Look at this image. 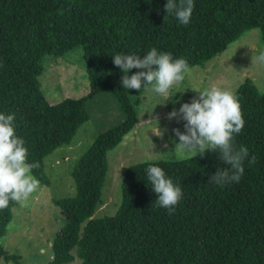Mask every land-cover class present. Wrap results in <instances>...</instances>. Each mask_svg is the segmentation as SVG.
<instances>
[{
  "label": "trees",
  "instance_id": "obj_1",
  "mask_svg": "<svg viewBox=\"0 0 264 264\" xmlns=\"http://www.w3.org/2000/svg\"><path fill=\"white\" fill-rule=\"evenodd\" d=\"M167 0H0V113L14 115L25 140L33 175L47 186L42 159L70 143L87 121L86 102L108 93L123 120L99 134L70 171L74 195L54 201L62 228L51 243L49 264H264V92L244 79L236 88L245 126L235 147H247L239 183H209L228 167L219 153L201 159L140 163L126 168L120 204L113 216L90 219L101 204L105 154L137 124L112 57L152 48L185 59L191 69L257 29L264 46V0H194L191 21L182 25L165 12ZM76 46L88 80L80 99L49 105L38 77L44 57L60 58ZM256 158L249 165L248 160ZM158 166L182 188L174 214L157 206L147 168ZM0 210V238L10 220ZM0 264H20L0 246Z\"/></svg>",
  "mask_w": 264,
  "mask_h": 264
},
{
  "label": "rangeland",
  "instance_id": "obj_2",
  "mask_svg": "<svg viewBox=\"0 0 264 264\" xmlns=\"http://www.w3.org/2000/svg\"><path fill=\"white\" fill-rule=\"evenodd\" d=\"M259 36L257 29L249 30L202 68L191 69L183 83L173 87L171 99L154 94L150 89H124L126 99L135 111L137 124L105 154L101 204L90 219L110 217L116 213L120 204V182L127 167L188 159L173 152L179 140L172 129L184 132V121L167 118L173 109L178 111L182 103L190 102L203 89L217 87L234 93L244 79L250 80L258 93L264 92V65L256 60L264 51ZM138 71L145 70L132 69L128 75ZM122 75L120 71V80ZM38 83L49 105L85 96L89 88L81 46L72 48L60 58L44 57ZM85 108L88 119L76 130L70 143L42 159L48 185L41 187L29 201L14 202L11 207L10 220L0 238V246L6 253L18 256L20 264L50 263L52 240L63 226L60 210L53 202L74 195L70 178L72 166L96 136L117 126L124 118L120 105L108 93L86 102ZM156 127L167 129L163 138L155 136ZM69 264L79 262L75 260Z\"/></svg>",
  "mask_w": 264,
  "mask_h": 264
},
{
  "label": "clouds",
  "instance_id": "obj_3",
  "mask_svg": "<svg viewBox=\"0 0 264 264\" xmlns=\"http://www.w3.org/2000/svg\"><path fill=\"white\" fill-rule=\"evenodd\" d=\"M194 8V0H167L164 5L165 12L173 15L182 25L190 23ZM256 60L264 65V51ZM112 62L123 73V89H150L154 94L170 99L173 87L182 84L191 73L185 59H173L170 53L158 52L155 48L143 57L117 54L112 57ZM153 66H156L155 69ZM132 69L145 71L129 76ZM196 94L190 102L182 103L178 111L173 109L168 114L169 120L176 118L177 122L184 121L183 133L172 129L179 140L173 152L188 159L197 156L203 159L206 153H219V159L228 167L217 169L209 177V183L221 187L239 183L244 174V161L249 156L247 147H235V138L245 126L239 99L235 93L217 87L203 89ZM14 119V115L0 113V210L7 209L11 202L29 201L41 188L40 181L32 174L39 163L28 162V149L24 146L25 140L16 134ZM166 131L156 127L155 136L163 138ZM248 163H256V158L253 156ZM147 180L157 195V206L169 215L174 214L183 198L181 186L158 166L147 168Z\"/></svg>",
  "mask_w": 264,
  "mask_h": 264
}]
</instances>
